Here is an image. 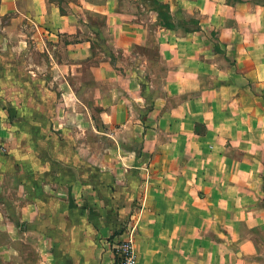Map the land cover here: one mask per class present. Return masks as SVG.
<instances>
[{
  "label": "crops",
  "instance_id": "obj_1",
  "mask_svg": "<svg viewBox=\"0 0 264 264\" xmlns=\"http://www.w3.org/2000/svg\"><path fill=\"white\" fill-rule=\"evenodd\" d=\"M159 1L216 26L223 51L204 20L170 30L138 0H0V264H113L131 225L134 264H260L263 245L230 249L208 228L217 211L239 216L216 225L231 238L264 231V165L249 192L223 158L242 138L227 114L253 115L237 77L264 86L263 2ZM158 64L151 94L124 74Z\"/></svg>",
  "mask_w": 264,
  "mask_h": 264
},
{
  "label": "rangeland",
  "instance_id": "obj_2",
  "mask_svg": "<svg viewBox=\"0 0 264 264\" xmlns=\"http://www.w3.org/2000/svg\"><path fill=\"white\" fill-rule=\"evenodd\" d=\"M229 2H232V0H227ZM258 2H264V0H258ZM173 19H175L179 26L187 27V28H193L195 25L193 23L191 24H182L181 21H188L190 18L194 19L195 21L204 20L203 23H205V19H201V17L197 16L196 14L193 17H187L184 15L181 10L176 9L174 13L172 14ZM101 17H96V23L102 22ZM197 19V20H196ZM201 30V29H198ZM182 31V30H180ZM203 32L206 35V32L210 33V40L212 41V44L214 46H210L213 48H216L218 51L222 52L223 50L221 47L223 44L219 42V38L217 36L218 31L215 26L211 27L208 26V24H204ZM207 33V35L209 34ZM209 36V35H208ZM204 47V46H203ZM148 50L149 53L154 57L157 47L149 42L148 43ZM221 54V53H220ZM207 58L209 60L214 59V62H218L219 59L221 60L223 57L220 56V58H216L212 55H207ZM218 59V61H217ZM225 60V68H226V75L225 79L228 81L234 80L233 73H239L235 71V61L232 56L224 57ZM151 70L144 71V72H137V71H126L124 74L126 75H137L139 79L142 81L143 85V92L144 94H151L152 90L148 89V86L154 85L156 88V91H158L160 83L162 81V77L164 75L163 69H161V65L158 64L154 68L150 67ZM241 76L237 77V79H242V83L245 85L243 86V93L241 96L242 101V108L243 111H247L249 113H253L252 118L248 117L247 115H241V118L237 120L236 126H234V121L230 114H227V126H226V132H231V134H228L227 137L229 139H233L234 135L233 132H241V140H231L226 141L225 144V150L223 152V158L225 159V165L227 168V171L231 170L230 165L234 164L239 166H234L233 170L235 169L238 171V176L240 179L246 180L248 179V182H246L245 190H248L249 192L253 191V186L256 189V191H259V193L263 190L262 185H260L258 182H255L253 184V161L255 162H261L264 165V86H257L253 85V82H245L246 78L244 77L243 73H240ZM247 81V80H246ZM0 83H4L3 80H0ZM213 85H216L215 82ZM250 96H254L255 100L253 99V102L248 100L247 97L250 98ZM261 117L263 119H261ZM229 118V120H228ZM233 121V122H232ZM231 126V127H230ZM240 126V127H239ZM199 131H202L203 129L198 126L197 128ZM233 174V173H232ZM231 174V175H232ZM233 174L234 177L237 175ZM228 184V183H227ZM229 188H232L233 190H236L232 184L229 185ZM231 189V190H232ZM252 190V191H251ZM246 193V192H244ZM263 201V209H264V196H262ZM212 203V201H211ZM242 205H245L246 203L241 202ZM217 206V205H216ZM220 213H217V211L211 212V218H210V228H208V231H211V236L215 238L216 240L223 241L230 249H236L237 243L240 240L251 238V240L256 241L257 243L264 246V231L251 229L245 226L241 230V236H235L234 238H231V235L228 234L229 232L221 231L216 228V225L221 224L224 226H229L230 224H237V217L231 216H223L219 215ZM244 225V223H241ZM4 239L3 235H0V242H2ZM260 264H264V254L263 258H261Z\"/></svg>",
  "mask_w": 264,
  "mask_h": 264
},
{
  "label": "trees",
  "instance_id": "obj_3",
  "mask_svg": "<svg viewBox=\"0 0 264 264\" xmlns=\"http://www.w3.org/2000/svg\"><path fill=\"white\" fill-rule=\"evenodd\" d=\"M138 1L140 4H142L145 10L150 9L155 11L157 13L160 24L167 29L177 30L178 28H181L184 32H193L199 29L198 22L195 21L194 19H190L188 21H184V20L181 21V23L185 25L193 23L195 25L193 28H187V27H182L181 25L180 26L177 25L170 14L169 5L166 3L160 2L159 0H138ZM195 131L197 133L200 132L198 129H195Z\"/></svg>",
  "mask_w": 264,
  "mask_h": 264
},
{
  "label": "built area",
  "instance_id": "obj_4",
  "mask_svg": "<svg viewBox=\"0 0 264 264\" xmlns=\"http://www.w3.org/2000/svg\"><path fill=\"white\" fill-rule=\"evenodd\" d=\"M125 238L118 243L115 248V262L113 264H134L136 253L134 249V236L136 233L135 225H131L128 229Z\"/></svg>",
  "mask_w": 264,
  "mask_h": 264
}]
</instances>
